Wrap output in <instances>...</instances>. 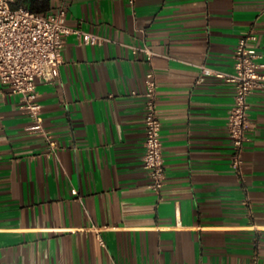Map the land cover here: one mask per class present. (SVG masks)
<instances>
[{"label": "crops", "instance_id": "0c3cea01", "mask_svg": "<svg viewBox=\"0 0 264 264\" xmlns=\"http://www.w3.org/2000/svg\"><path fill=\"white\" fill-rule=\"evenodd\" d=\"M61 6L72 28L53 83L37 82L45 136L0 80V264H264V89L240 170L228 128L249 32L264 62V0H15ZM144 49L151 52L152 58ZM143 50V51H140ZM154 70L166 169L149 188L145 76ZM77 192V195L74 194Z\"/></svg>", "mask_w": 264, "mask_h": 264}, {"label": "built area", "instance_id": "2783aa9c", "mask_svg": "<svg viewBox=\"0 0 264 264\" xmlns=\"http://www.w3.org/2000/svg\"><path fill=\"white\" fill-rule=\"evenodd\" d=\"M15 0H0V80L13 94L25 100L24 109L34 121L27 131L45 136L51 152L56 142L44 128L42 106L37 102V82L53 83L64 63L63 49L69 36H77L84 45H97L104 40L94 34L72 28L66 23L64 6L52 15H41L25 7H15ZM257 34L249 32L239 40L234 52V73L223 74L202 67L206 76L225 77L235 85L234 104L229 112L228 128L233 143V167L240 170L245 144L254 129L250 119L249 97L264 89V62H260L255 46ZM143 51V50H140ZM144 51H148L144 49ZM149 59L152 53L147 52ZM145 154L143 166L149 188L160 193L166 180L162 128L159 113V84L154 70L145 76ZM77 195V192H74Z\"/></svg>", "mask_w": 264, "mask_h": 264}]
</instances>
